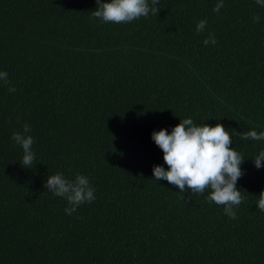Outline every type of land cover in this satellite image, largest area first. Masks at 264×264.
<instances>
[{
  "label": "trees",
  "instance_id": "1",
  "mask_svg": "<svg viewBox=\"0 0 264 264\" xmlns=\"http://www.w3.org/2000/svg\"><path fill=\"white\" fill-rule=\"evenodd\" d=\"M217 3L159 0L113 24L93 20L96 0H0V71L16 89L0 81V264H264V140L236 135L264 131V7ZM186 118L224 125L245 159L234 220L207 191L153 180L168 166L152 132ZM24 124L30 169L11 139ZM56 173L87 176L96 199L65 214L44 187Z\"/></svg>",
  "mask_w": 264,
  "mask_h": 264
},
{
  "label": "clouds",
  "instance_id": "2",
  "mask_svg": "<svg viewBox=\"0 0 264 264\" xmlns=\"http://www.w3.org/2000/svg\"><path fill=\"white\" fill-rule=\"evenodd\" d=\"M255 3L264 7V0H255ZM97 8L92 11L93 20L101 23L127 24L141 17L157 15L159 0H110L102 2L96 0ZM224 6V0H218L213 8L216 13ZM259 16L253 17L254 23H259ZM207 27L206 20H200L196 25L197 34L203 33ZM204 45H215L214 33H209L203 41ZM0 81L8 85V91L14 93L15 87L11 85L6 71H0ZM31 126L24 124L21 131L13 132L11 139L23 150L21 166L30 169L35 160L32 151L34 139L30 135ZM240 140H264V131L250 130L236 133ZM151 139L163 152V166L153 167L154 181L165 180L169 184L179 188L180 193L190 191L194 194L208 195L206 201L209 204L223 206L224 214L229 219H236V209L244 202L242 191L236 185L243 172L241 165L245 160L232 145V135L224 125L217 123L215 126L203 124L197 126L191 118L180 120V123L172 128L153 131ZM254 166L259 169L264 161V150L253 159ZM44 187L54 196L66 200L68 207L65 214L71 215L77 208L85 203H92L96 189L90 184L89 178L77 174L74 179H67L63 173L50 175ZM192 195L188 197L191 200ZM184 200V196L181 197ZM187 203V201H185ZM257 208L264 212V190L258 196Z\"/></svg>",
  "mask_w": 264,
  "mask_h": 264
}]
</instances>
